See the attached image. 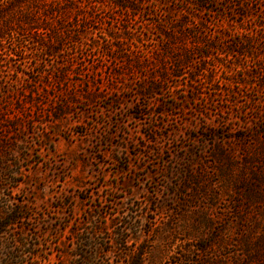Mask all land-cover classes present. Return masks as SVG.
I'll return each mask as SVG.
<instances>
[{
    "label": "rangeland",
    "instance_id": "rangeland-1",
    "mask_svg": "<svg viewBox=\"0 0 264 264\" xmlns=\"http://www.w3.org/2000/svg\"><path fill=\"white\" fill-rule=\"evenodd\" d=\"M0 264H264V0H0Z\"/></svg>",
    "mask_w": 264,
    "mask_h": 264
},
{
    "label": "trees",
    "instance_id": "trees-1",
    "mask_svg": "<svg viewBox=\"0 0 264 264\" xmlns=\"http://www.w3.org/2000/svg\"><path fill=\"white\" fill-rule=\"evenodd\" d=\"M118 4H120L121 2L119 1V2H117Z\"/></svg>",
    "mask_w": 264,
    "mask_h": 264
}]
</instances>
